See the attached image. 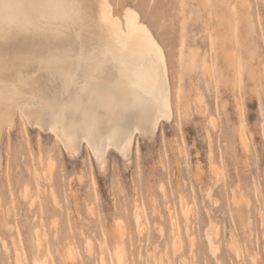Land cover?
Here are the masks:
<instances>
[{
  "label": "rangeland",
  "instance_id": "rangeland-1",
  "mask_svg": "<svg viewBox=\"0 0 264 264\" xmlns=\"http://www.w3.org/2000/svg\"><path fill=\"white\" fill-rule=\"evenodd\" d=\"M111 1L163 45L173 117L104 167L18 117L1 142L0 264H264V0Z\"/></svg>",
  "mask_w": 264,
  "mask_h": 264
},
{
  "label": "bare ground",
  "instance_id": "bare-ground-1",
  "mask_svg": "<svg viewBox=\"0 0 264 264\" xmlns=\"http://www.w3.org/2000/svg\"><path fill=\"white\" fill-rule=\"evenodd\" d=\"M140 16L130 7L119 14L111 0H0V157L18 117L52 133L71 157L86 144L100 167L111 148L129 156L138 133L155 135L173 117L168 57ZM237 189L240 212L248 199ZM136 221L142 231L140 213Z\"/></svg>",
  "mask_w": 264,
  "mask_h": 264
},
{
  "label": "snow or ice",
  "instance_id": "snow-or-ice-1",
  "mask_svg": "<svg viewBox=\"0 0 264 264\" xmlns=\"http://www.w3.org/2000/svg\"><path fill=\"white\" fill-rule=\"evenodd\" d=\"M3 7L8 8V7H11V5H9V4H4Z\"/></svg>",
  "mask_w": 264,
  "mask_h": 264
}]
</instances>
